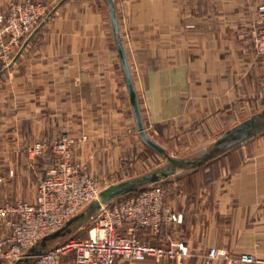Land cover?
<instances>
[{
	"label": "crops",
	"instance_id": "crops-1",
	"mask_svg": "<svg viewBox=\"0 0 264 264\" xmlns=\"http://www.w3.org/2000/svg\"><path fill=\"white\" fill-rule=\"evenodd\" d=\"M13 1L23 0H0V16L7 15ZM32 1L46 5L48 16L16 52L11 68L0 74V87L6 83L0 89V206L9 195L29 190L25 179L19 184L24 169L33 173L26 178L30 184L56 160L49 150L29 165L22 153L26 145L76 136L73 160L106 179L135 157L132 150L143 148L106 1ZM113 2L144 126L155 142L175 131L176 121L183 128L213 124L223 129L230 123L220 119L223 110L252 116L264 111V60L251 38L254 10L264 0ZM84 134L89 141L80 139ZM235 146L239 164L209 186V240L238 225L242 236L231 240L259 244L246 250L264 256V131L227 144L222 156L227 158V150ZM174 159L182 164L160 181L183 175L170 182L166 203L185 220L195 206L197 160ZM8 169H15L17 178L10 187ZM10 235L0 219V239ZM61 264H74L73 255L63 257Z\"/></svg>",
	"mask_w": 264,
	"mask_h": 264
},
{
	"label": "rangeland",
	"instance_id": "rangeland-1",
	"mask_svg": "<svg viewBox=\"0 0 264 264\" xmlns=\"http://www.w3.org/2000/svg\"><path fill=\"white\" fill-rule=\"evenodd\" d=\"M117 1L121 5L120 1L122 0ZM28 2L40 6L41 13L37 19L36 25L31 30H0V57H2V60L0 61V74H5L7 70L11 68V66L17 60L15 57L16 52L19 49L23 50L25 48V46L29 42V39L36 34H34V32L38 28H40L41 24L48 16L46 5L41 4L40 2H34L32 0H23L18 2L13 1L8 4V8L12 3L27 4ZM262 7H264V4L257 6L256 10H254L255 19L253 33L251 37L253 48L254 37L256 33L262 29L260 25L261 20L259 16V9ZM254 30L256 31L254 32ZM15 34H17L16 39ZM26 42L27 44L24 46ZM2 88H4L3 90L6 89L5 82L3 83ZM2 88L0 87V89ZM224 111L227 110L221 111L222 116L219 117L222 120L223 117H225L226 122L230 123L229 125L225 124L226 126L223 129H214L215 126L213 124L210 127L206 124L204 127L200 128H197L195 127V125L191 124V126L189 125V127L183 128L184 123L182 124L180 121H176V124H174L175 131H171L167 135V137L162 136V138L160 139V145L166 150V153L171 158H193L197 160L195 161V206H193L191 210L192 212H187L189 213L188 215L190 216V218H186L184 220L183 215L181 213L175 211L169 204L166 203L168 189L172 187L170 182H178L180 178H182V174L173 177V179L167 182L157 181L150 184L148 183L139 185L136 187L135 191L117 197L108 203V206L111 207L131 196L138 194L143 190H147L153 187H159L162 188L165 192L166 208H168L174 215L178 216V221L167 222L166 224H162L157 232H155L150 227H143L138 228L137 231L134 233V236L139 241L146 245L162 249L167 254V256L160 260L155 257L149 256L147 259L141 262H135L131 260H118L116 262L117 264H195V260H197V264H256L255 262H241L240 259L243 254L252 256L254 260L264 262V256H257L253 252H249V250H246V246L255 247L259 244L254 245L253 242H249V244L243 241L238 242V240H231L232 238H238L242 236L239 235L240 229L237 228L238 225H233L232 227H229V233H227L226 236L224 234L218 235L217 233L215 241L209 240L206 221L209 204V186L210 184H212L213 186L215 182L217 184L220 179L223 180L224 177L228 176H223L224 170L230 172V170L232 171L239 164V160L238 158H236L238 155L237 153H235L239 146L233 147V149H231L232 151L227 150V154L229 155L227 156V158H224L222 156L224 152L220 148L217 149V151H214V144L216 141H218L220 138L224 137L228 132H230L234 128V126L236 127L237 124H241L246 120V118L248 120V118L252 116L248 114L229 115L226 112L224 113ZM186 124L187 123H185V125ZM231 127L232 129H230ZM146 132L148 135L152 134L151 130L149 129L146 130ZM62 137L63 136L61 135L60 137L54 139L53 141H51L50 144H47L42 141L39 142L46 144L45 152L49 150L52 151L51 145L55 141L60 140ZM70 138H73L75 140V143L72 145L73 147L79 140L76 139L78 138L76 136H72ZM80 139L84 142L89 141V137L85 134L82 135ZM139 140L140 143L143 144V148L141 150L138 149V152L137 150L136 152L135 150H132L131 153L135 157H132L127 161L122 160L123 162L120 165L119 171L115 173L114 178L112 179H106L103 177L97 178L94 173L92 174L90 172V169L85 164L79 163L78 161L76 162L73 160V158L72 164L76 166H81V168L85 169L86 172L93 179L99 181L102 186V191L111 185L137 180L152 172L169 167V162L166 157L157 154L156 152L148 148L141 141V139ZM36 143L26 145L22 149V153L24 154L26 162L29 165L36 158L39 157H31L28 153V150L32 148ZM210 155L211 157L216 156L217 158L214 157L215 159H213L209 157ZM218 156L220 157L218 158ZM57 159L58 157L56 156V160ZM8 171V186H14L17 180V178H15L16 171L15 169H13V171L8 169ZM46 171H44V173L42 172V175H40L37 180H35V178H32L31 183L29 184V181L26 178L28 177V175H31L32 172H27L24 169L23 174H19V184L21 187L23 184H21L20 182L25 179L24 185L27 187L29 186V190L25 187L22 194L9 195L7 203H4V205L0 206V208L5 207L7 205H14L18 202H23L25 204L30 205L35 204L37 201L38 182L45 177ZM34 184L35 188L33 189ZM87 208L88 206L79 214L85 212ZM190 213L192 215H190ZM97 216L98 211L86 216L82 221L75 222L70 231L66 233V235L58 237L53 241L47 242L46 246L43 248V252L65 245L70 241H82L88 238L90 236L91 230L94 227L95 219L97 218ZM3 222L7 224L6 221L3 220ZM225 237L227 239V242L224 243ZM170 252L173 253L172 257L169 255ZM195 257L197 259H195ZM30 263L31 262H29V264ZM0 264L11 263L0 260Z\"/></svg>",
	"mask_w": 264,
	"mask_h": 264
},
{
	"label": "built area",
	"instance_id": "built-area-1",
	"mask_svg": "<svg viewBox=\"0 0 264 264\" xmlns=\"http://www.w3.org/2000/svg\"><path fill=\"white\" fill-rule=\"evenodd\" d=\"M40 8L31 2L10 4L7 15L0 16V30H31L37 23ZM259 16L262 29L254 37V49L264 59V7L259 9ZM74 143L73 138L63 136L51 145L58 159L38 182L35 204L18 202L0 208V219L11 229L8 238L0 239V260L11 264L24 259H29L30 264H61L63 257L72 254L74 264H116L118 260L141 262L149 256L159 260L167 256L162 249L146 245L134 236L138 228L150 227L157 232L162 224L178 221V216L166 208L165 192L159 187L143 190L111 207L103 205L88 238L28 256L30 248L61 229L102 192L99 181L81 166L72 164ZM45 149L46 144L38 142L28 153L38 157ZM169 255L172 257L173 253ZM240 261L264 264L247 254Z\"/></svg>",
	"mask_w": 264,
	"mask_h": 264
},
{
	"label": "water",
	"instance_id": "water-1",
	"mask_svg": "<svg viewBox=\"0 0 264 264\" xmlns=\"http://www.w3.org/2000/svg\"><path fill=\"white\" fill-rule=\"evenodd\" d=\"M105 1L109 7L111 24H112V29L114 32L116 45H117L118 55L120 58L121 69H122L124 80L126 83V87H127V91L129 95V101H130V105L133 111L139 138L148 148H150L157 154L166 157L168 162L171 164V167L167 168L166 170L160 169L158 171L152 172L137 180L127 181V182H123V183H119V184H115V185H111L107 187L105 190H103L100 193L97 200L91 202L88 205V208L85 210V212L77 216H74L68 222H66V224L61 229L57 230L56 232H53L52 234H49L48 236H45L36 245L30 248V250L28 251V256L30 257L41 254L47 242L53 241L58 237L66 235V233L70 231V229L72 228L75 222L82 221L86 216L90 215L91 213L93 214L99 211L103 205L108 204L113 199L120 197L124 194L135 191L136 187L139 185L148 184V183L150 184V183L162 180V178L166 176L167 173L173 171L174 168L182 164V162L177 161L174 158H171L166 153V150L160 144L155 142L146 132L140 106H139L137 93H136L133 78H132V73H131V70L128 64L127 56L123 48V44H122V40L120 36V31H119L120 28H119L118 16L116 13L115 5H114L113 0H105ZM37 30L34 32V34L37 32ZM26 44L27 43H25L24 46ZM262 131H264V111L259 114L254 115L252 118L245 120L241 124L234 127L224 137L216 141L214 144V147L224 149L225 146H227V144L228 145L235 144L239 140H242L244 138H247L253 134H256ZM29 262H30L29 259H24V260H19L15 262L14 264H29Z\"/></svg>",
	"mask_w": 264,
	"mask_h": 264
}]
</instances>
